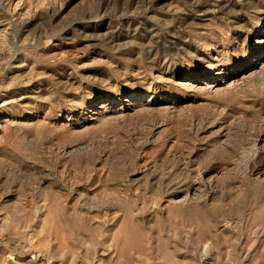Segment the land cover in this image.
I'll list each match as a JSON object with an SVG mask.
<instances>
[{
	"label": "rangeland",
	"instance_id": "obj_1",
	"mask_svg": "<svg viewBox=\"0 0 264 264\" xmlns=\"http://www.w3.org/2000/svg\"><path fill=\"white\" fill-rule=\"evenodd\" d=\"M0 264H264V0H0Z\"/></svg>",
	"mask_w": 264,
	"mask_h": 264
},
{
	"label": "bare ground",
	"instance_id": "obj_2",
	"mask_svg": "<svg viewBox=\"0 0 264 264\" xmlns=\"http://www.w3.org/2000/svg\"><path fill=\"white\" fill-rule=\"evenodd\" d=\"M144 97H145V96H144ZM144 97H143V98H144ZM140 98H142V97H141V96H138V95H135V96L133 97V99H140ZM142 100H143V99H142ZM106 103H107V101H103V102H101V104H102V105H101V108H104V107H105L104 105H105Z\"/></svg>",
	"mask_w": 264,
	"mask_h": 264
}]
</instances>
